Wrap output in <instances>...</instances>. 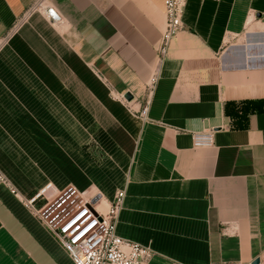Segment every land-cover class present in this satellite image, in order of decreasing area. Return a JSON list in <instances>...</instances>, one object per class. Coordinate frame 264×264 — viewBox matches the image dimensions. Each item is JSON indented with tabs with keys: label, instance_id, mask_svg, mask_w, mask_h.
<instances>
[{
	"label": "crops",
	"instance_id": "crops-1",
	"mask_svg": "<svg viewBox=\"0 0 264 264\" xmlns=\"http://www.w3.org/2000/svg\"><path fill=\"white\" fill-rule=\"evenodd\" d=\"M34 1L0 0V169L21 196L0 185V264H74L22 200L49 183L125 191L116 233L149 264H253L264 0H188L162 62L164 0H50L64 24L35 11L12 32Z\"/></svg>",
	"mask_w": 264,
	"mask_h": 264
},
{
	"label": "built area",
	"instance_id": "built-area-1",
	"mask_svg": "<svg viewBox=\"0 0 264 264\" xmlns=\"http://www.w3.org/2000/svg\"><path fill=\"white\" fill-rule=\"evenodd\" d=\"M188 0H164L165 29L158 48V61L168 54L175 37L184 29V11ZM40 11L55 26L64 24L61 12L50 0H35L28 13L13 27L14 32L27 15ZM264 20V18H263ZM3 41H0V48ZM156 75L152 78L154 82ZM149 101L141 111L146 115ZM213 131L193 134L196 147L212 143ZM0 185L21 197L16 186L0 169ZM125 191L118 190L112 201L101 192L87 193L75 186L57 190L52 183L29 198H22L31 212L46 226L68 253L74 264H149L153 252L116 233V222L122 208ZM264 264V254L259 258Z\"/></svg>",
	"mask_w": 264,
	"mask_h": 264
},
{
	"label": "water",
	"instance_id": "water-1",
	"mask_svg": "<svg viewBox=\"0 0 264 264\" xmlns=\"http://www.w3.org/2000/svg\"><path fill=\"white\" fill-rule=\"evenodd\" d=\"M125 97L128 99V100H132L133 99V96H132V94L131 93H127L126 95H125ZM259 259L257 258L255 261H254V263L253 264H259Z\"/></svg>",
	"mask_w": 264,
	"mask_h": 264
}]
</instances>
